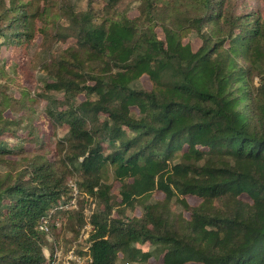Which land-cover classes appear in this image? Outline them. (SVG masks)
Here are the masks:
<instances>
[{
    "label": "trees",
    "instance_id": "16d2710c",
    "mask_svg": "<svg viewBox=\"0 0 264 264\" xmlns=\"http://www.w3.org/2000/svg\"><path fill=\"white\" fill-rule=\"evenodd\" d=\"M35 1L0 0V45L23 57L41 36L46 76L41 127L19 135L0 109V264H44L38 223L69 178L61 239L88 221L87 264H264V16L235 0H139L133 17L123 0L99 14L66 0L53 40Z\"/></svg>",
    "mask_w": 264,
    "mask_h": 264
},
{
    "label": "rangeland",
    "instance_id": "374dc122",
    "mask_svg": "<svg viewBox=\"0 0 264 264\" xmlns=\"http://www.w3.org/2000/svg\"><path fill=\"white\" fill-rule=\"evenodd\" d=\"M60 1L66 0H39L35 1L34 7L38 5L39 12H42L49 31L48 38H52V30L50 28L55 27L57 24L55 16L58 12V4ZM88 1H90V7H92L95 13H100L102 9L101 0H70V3L76 11H85L88 8ZM236 4H242L239 10L246 12L252 11L264 16V0H235ZM139 6V0H123L119 6V9L127 12L131 17L138 15L137 8ZM59 25L63 24V19L59 18ZM42 25L41 23H37ZM36 40L28 46L25 50V54L20 56L19 53L7 48L6 45H0V109L3 110V114L8 118H15L21 121L20 128L17 130L19 135L24 133L22 128L25 127L27 122H33L41 127V119L45 116L43 107L45 100L42 98L43 82L45 75L39 70L42 64L45 54L42 52L41 36L35 38ZM54 40V39H53ZM190 41L194 47L197 46L198 41L194 36H190ZM73 38L68 37L65 41H53L52 49L60 51L68 45L73 44ZM1 62L7 63L9 66L2 67ZM13 62H16L14 65ZM257 78H254V83ZM136 87L150 89L151 85L146 76H142L136 84ZM59 97L60 94L54 93ZM82 98V96H79ZM29 98H32L31 101ZM61 130H55L52 127L49 132L46 133L45 138V150L44 153L48 160L53 161L57 158L56 153L59 152L60 145L57 143V139L61 136ZM24 148L26 150H32L33 144L25 142ZM117 184H114V194L116 195ZM192 202L195 199L191 200ZM61 237L63 240L71 238V231H62L56 237ZM68 241V240H67ZM70 241V240H69ZM68 241V242H69ZM143 249L149 248L147 245H142ZM155 264H160V259H150ZM198 264V263H189Z\"/></svg>",
    "mask_w": 264,
    "mask_h": 264
},
{
    "label": "built area",
    "instance_id": "2783aa9c",
    "mask_svg": "<svg viewBox=\"0 0 264 264\" xmlns=\"http://www.w3.org/2000/svg\"><path fill=\"white\" fill-rule=\"evenodd\" d=\"M67 187L70 198L57 201L40 217L38 223L39 231L48 242V246L43 249L44 264H87L90 261L88 245L84 244L92 230L88 221L82 226L76 240L65 244L60 236L56 237L63 229L68 211L78 207L80 190L75 178L67 180Z\"/></svg>",
    "mask_w": 264,
    "mask_h": 264
}]
</instances>
